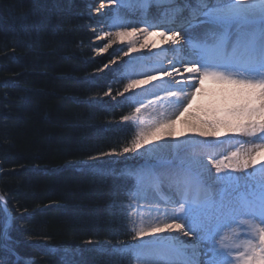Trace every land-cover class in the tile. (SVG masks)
Listing matches in <instances>:
<instances>
[{
	"label": "snow or ice",
	"instance_id": "obj_1",
	"mask_svg": "<svg viewBox=\"0 0 264 264\" xmlns=\"http://www.w3.org/2000/svg\"><path fill=\"white\" fill-rule=\"evenodd\" d=\"M108 3L115 12L130 14L113 25L117 30L108 35L110 44L116 38L128 41L124 55L129 59L123 63L129 66L130 78L123 91L132 90L139 105L134 113H141L151 96L154 100L149 104L166 105L175 116L123 148V153L144 160L129 173L135 183L128 189L132 203L125 207L146 211L153 221L137 228L133 220L137 243L124 247L138 264H264V163L258 162L264 156V0ZM97 12L100 17L111 14L104 11L103 4ZM149 36H158L168 45L159 52L181 54L170 61L169 68L161 60H153L157 51L138 53L137 44L147 48ZM140 38L145 43H139ZM156 47L153 43L152 48ZM180 70L188 77L177 83L173 77ZM156 73L169 79L151 84L153 91L142 89V95L135 91L138 85L156 81ZM206 81L216 87L203 114L189 125L196 135L181 140L173 125L192 108ZM226 133L231 134L228 142L250 145L249 154L241 157L239 151H217L226 141L210 138ZM161 216L163 223L159 222ZM11 227L12 218L5 214L0 219V250L16 257L14 264H33L22 260L12 247ZM236 230L246 237L243 244L229 243ZM173 233H182L187 239ZM201 255L204 259H197ZM0 264H4L2 258Z\"/></svg>",
	"mask_w": 264,
	"mask_h": 264
},
{
	"label": "trees",
	"instance_id": "obj_2",
	"mask_svg": "<svg viewBox=\"0 0 264 264\" xmlns=\"http://www.w3.org/2000/svg\"><path fill=\"white\" fill-rule=\"evenodd\" d=\"M88 12L87 0H0V219L33 264H127L133 241L134 179L115 161H139L123 153L131 107Z\"/></svg>",
	"mask_w": 264,
	"mask_h": 264
},
{
	"label": "rangeland",
	"instance_id": "obj_3",
	"mask_svg": "<svg viewBox=\"0 0 264 264\" xmlns=\"http://www.w3.org/2000/svg\"><path fill=\"white\" fill-rule=\"evenodd\" d=\"M102 1L106 5L104 7V11H107V12H109L111 14L108 15V16H105V17H100L99 14H98V12H97V9H100V3L97 4L95 2H91L89 4L90 5L89 14L92 17L95 18V20L99 23V25H101V24L103 25V23L106 25L107 20L108 19L111 20L110 19L111 17L114 19V16L115 15L118 16V13L113 10L112 6L109 5L108 2H106L105 0H102ZM105 25H103L101 27L99 26V28H98V37H97V42H99V44L101 45V48H102L99 53L101 55L105 56L110 61L106 65L105 68H106V70L109 72V74L112 77H113V74H116L117 72H120L121 73V76L123 78L122 80L125 81V82L126 81L128 82V79L130 78L128 76V72H129L130 69L128 68L129 66L127 64L123 63L124 61H127L129 59L128 56H125L124 55V53L127 52V48H128L127 39H119V38H116V42L110 44V40L112 38L108 35L109 32L106 31ZM114 30L116 31L117 29L114 27ZM129 55H131V54H129ZM121 57L122 58L124 57V61L121 60ZM127 68H128V70H127ZM125 86H126V84L124 85V87ZM210 89H212V88L210 87ZM213 90H210L209 91V93H208L209 98L208 99H202L199 102V104H198L199 106L196 105V106L199 107V114L202 113L201 110L205 106L208 105V102L210 100L211 93H212ZM131 92H132V90H129V92L127 93V99L128 100H131L132 106L135 109V107H138L139 105H137L135 103V98L132 97ZM146 115H149V116L151 115V109H147V106L144 105L143 108H142L141 113L135 114L134 113V110H133V112L130 115H126V116L130 117V120L129 121H125L123 119V123H128L130 126L133 127V129L135 131V134H136V138H137V136L139 134L145 133V132H148L149 131L146 128L147 127L146 126ZM136 117H138V119H136ZM188 128L191 129L190 126H186V124H184L183 122H178V120H177L176 124L173 125V129L172 130L174 131V133L176 134V136H177V134L178 135L180 134V135L187 136V132H190V134H192V136H194L196 133H192L191 131H188L189 130ZM229 135H231V134L226 133V134L220 136L219 138H210V139H220V140H223L224 139L225 140L226 138H228ZM197 138H199V137H197ZM135 139H133L132 141H134ZM241 139H243V138H241ZM145 147H151V145H146ZM249 149H250V145H248V144L245 143V144H243L242 147H236L235 149H233L231 151H239L240 154H241V157H243V156L249 154ZM143 150H144L143 148L140 149V151H143ZM231 151H229V152H231ZM206 159L207 158L205 156V161H206ZM115 161H119L120 163H122V161H121V159L119 157H116L115 158ZM139 161H143L144 162V160H142V159L139 160ZM258 162L259 163H264V156L258 157ZM259 163L257 164V167L259 166ZM130 203H132V200L129 197L128 202L126 204H123V207L126 208L125 206L128 205V204H130ZM127 210H128V222H129V225L128 226H129L130 230H132L134 232V230H133V223H132L133 220L136 222V227L137 228L142 227V226H145L146 220H147V213H145V212H138V211H131L129 209H127ZM141 217H144V220L143 221H142ZM229 243L232 244V240H230ZM243 243L244 242H242L241 244H243ZM235 244H237V242ZM134 264H138L137 260L134 262Z\"/></svg>",
	"mask_w": 264,
	"mask_h": 264
},
{
	"label": "bare ground",
	"instance_id": "obj_4",
	"mask_svg": "<svg viewBox=\"0 0 264 264\" xmlns=\"http://www.w3.org/2000/svg\"><path fill=\"white\" fill-rule=\"evenodd\" d=\"M98 4V3H97ZM102 4H104V3H100V5H102ZM122 14H123V16H120L119 17V22H117V24L118 23H120L122 20H125V19H128L129 18V16H130V14L127 12V11H122ZM158 39V38H157ZM127 43H128V41H127ZM139 43H145V40L143 39V38H140V40H139ZM154 42H152V40L150 39V40H148V38H147V44H148V47L147 48H145V49H140V47H139V44H137V50H138V53L139 52H147V51H156V49H153L152 48V44H153ZM166 47H168V45H166L165 44V46H163V48H166ZM137 53V54H138ZM131 55H136V54H131ZM166 57V58H165ZM174 58H177V53L176 54H173V53H163V56L162 57H160V52H158V56L157 57H153V60H158V59H161L162 61H165L166 63V67H168L169 65H170V60H172V59H174ZM169 63V65H167ZM177 67H182L181 65H179V66H177ZM157 74V73H156ZM135 78H142V77H139V76H137V77H135ZM151 84H154V83H152V81L150 82V84L149 85H138L137 86V88H136V92L137 93H139V94H143L142 92H141V90L142 89H144V88H149V90H152L151 89ZM149 98H152L151 96H149ZM151 104H149V102H148V106H147V109H151ZM206 107V106H205ZM203 113H200V114H198V115H202ZM157 115V113L156 112H154L153 114H151L150 116L149 115H146V128L148 129V130H150L151 128H153V127H155V126H157V124H159V122H160V120H159V118L156 116ZM183 123L184 124H186V126H189L190 124H192V123H190V122H186V121H183ZM187 129V128H186ZM189 129V128H188ZM188 131H191L192 133H194L193 131H192V129H189ZM185 132V131H184ZM192 136V134H190V132H187V136H184V135H178L177 134V138H179V139H181V140H184V139H186L188 136ZM196 135V134H195ZM147 215H148V213H147ZM148 223H151V222H147L146 223V225L148 224ZM145 225V226H146Z\"/></svg>",
	"mask_w": 264,
	"mask_h": 264
},
{
	"label": "water",
	"instance_id": "obj_5",
	"mask_svg": "<svg viewBox=\"0 0 264 264\" xmlns=\"http://www.w3.org/2000/svg\"><path fill=\"white\" fill-rule=\"evenodd\" d=\"M50 251L56 253V251L54 249H52V248L50 249Z\"/></svg>",
	"mask_w": 264,
	"mask_h": 264
}]
</instances>
